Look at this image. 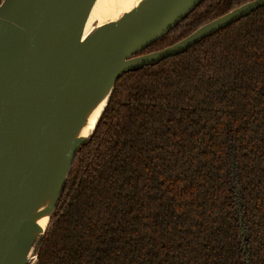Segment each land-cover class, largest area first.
Wrapping results in <instances>:
<instances>
[{"label": "trees", "instance_id": "16d2710c", "mask_svg": "<svg viewBox=\"0 0 264 264\" xmlns=\"http://www.w3.org/2000/svg\"><path fill=\"white\" fill-rule=\"evenodd\" d=\"M247 1L204 0L142 53ZM110 96L34 263L264 264V6Z\"/></svg>", "mask_w": 264, "mask_h": 264}, {"label": "water", "instance_id": "95a60500", "mask_svg": "<svg viewBox=\"0 0 264 264\" xmlns=\"http://www.w3.org/2000/svg\"><path fill=\"white\" fill-rule=\"evenodd\" d=\"M94 1L0 2V264H35L72 162L122 74L181 53L264 6L247 1L142 53L204 0H141L83 37ZM102 100L90 133L80 135ZM44 214L42 229L35 218Z\"/></svg>", "mask_w": 264, "mask_h": 264}, {"label": "bare ground", "instance_id": "6f19581e", "mask_svg": "<svg viewBox=\"0 0 264 264\" xmlns=\"http://www.w3.org/2000/svg\"><path fill=\"white\" fill-rule=\"evenodd\" d=\"M141 0H95L89 12V16L83 27V37L91 32L94 25H100L111 20L119 19L123 13L139 4ZM94 20V21H93ZM105 101L102 100L91 110L86 125L80 129V135H88L93 128ZM49 214L37 216L35 220L43 229L48 222Z\"/></svg>", "mask_w": 264, "mask_h": 264}, {"label": "rangeland", "instance_id": "374dc122", "mask_svg": "<svg viewBox=\"0 0 264 264\" xmlns=\"http://www.w3.org/2000/svg\"><path fill=\"white\" fill-rule=\"evenodd\" d=\"M94 21V20H93Z\"/></svg>", "mask_w": 264, "mask_h": 264}]
</instances>
